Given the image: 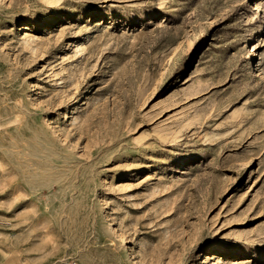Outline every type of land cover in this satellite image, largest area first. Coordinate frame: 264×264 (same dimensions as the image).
I'll use <instances>...</instances> for the list:
<instances>
[{
    "label": "rangeland",
    "instance_id": "rangeland-1",
    "mask_svg": "<svg viewBox=\"0 0 264 264\" xmlns=\"http://www.w3.org/2000/svg\"><path fill=\"white\" fill-rule=\"evenodd\" d=\"M0 264H264V0H0Z\"/></svg>",
    "mask_w": 264,
    "mask_h": 264
},
{
    "label": "bare ground",
    "instance_id": "bare-ground-1",
    "mask_svg": "<svg viewBox=\"0 0 264 264\" xmlns=\"http://www.w3.org/2000/svg\"><path fill=\"white\" fill-rule=\"evenodd\" d=\"M66 118H68V114H66ZM205 251L207 252L208 251V248H205Z\"/></svg>",
    "mask_w": 264,
    "mask_h": 264
}]
</instances>
